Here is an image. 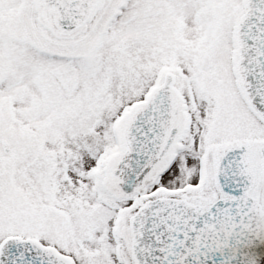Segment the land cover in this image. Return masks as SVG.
Returning <instances> with one entry per match:
<instances>
[{"label":"snow or ice","instance_id":"snow-or-ice-1","mask_svg":"<svg viewBox=\"0 0 264 264\" xmlns=\"http://www.w3.org/2000/svg\"><path fill=\"white\" fill-rule=\"evenodd\" d=\"M0 264H264V0H0Z\"/></svg>","mask_w":264,"mask_h":264}]
</instances>
